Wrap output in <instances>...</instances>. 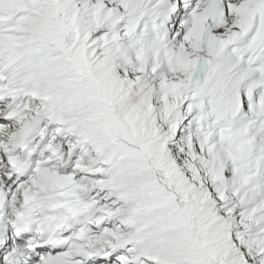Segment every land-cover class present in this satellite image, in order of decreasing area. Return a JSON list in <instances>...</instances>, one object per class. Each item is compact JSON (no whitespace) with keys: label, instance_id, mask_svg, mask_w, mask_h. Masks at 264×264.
Segmentation results:
<instances>
[{"label":"snow or ice","instance_id":"1","mask_svg":"<svg viewBox=\"0 0 264 264\" xmlns=\"http://www.w3.org/2000/svg\"><path fill=\"white\" fill-rule=\"evenodd\" d=\"M0 264H264V0H0Z\"/></svg>","mask_w":264,"mask_h":264}]
</instances>
